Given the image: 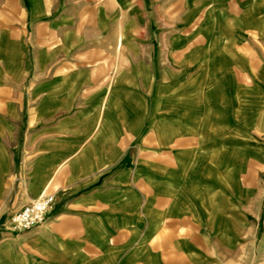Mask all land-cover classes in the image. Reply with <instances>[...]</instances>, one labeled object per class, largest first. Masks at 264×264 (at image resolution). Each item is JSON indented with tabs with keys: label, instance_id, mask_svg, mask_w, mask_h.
<instances>
[{
	"label": "crops",
	"instance_id": "0c3cea01",
	"mask_svg": "<svg viewBox=\"0 0 264 264\" xmlns=\"http://www.w3.org/2000/svg\"><path fill=\"white\" fill-rule=\"evenodd\" d=\"M0 264H264V0H0Z\"/></svg>",
	"mask_w": 264,
	"mask_h": 264
},
{
	"label": "built area",
	"instance_id": "2783aa9c",
	"mask_svg": "<svg viewBox=\"0 0 264 264\" xmlns=\"http://www.w3.org/2000/svg\"><path fill=\"white\" fill-rule=\"evenodd\" d=\"M54 203L53 195L42 194L38 199L10 216L8 230L13 233H20L37 227L44 222Z\"/></svg>",
	"mask_w": 264,
	"mask_h": 264
}]
</instances>
